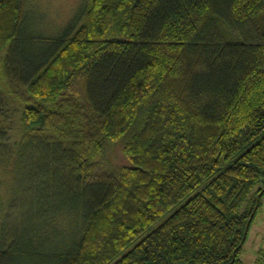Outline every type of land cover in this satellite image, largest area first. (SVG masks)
Listing matches in <instances>:
<instances>
[{
	"label": "trees",
	"instance_id": "16d2710c",
	"mask_svg": "<svg viewBox=\"0 0 264 264\" xmlns=\"http://www.w3.org/2000/svg\"><path fill=\"white\" fill-rule=\"evenodd\" d=\"M25 10L0 0V166L63 190L74 241L54 264H243L264 196V0H86L54 39L27 35Z\"/></svg>",
	"mask_w": 264,
	"mask_h": 264
},
{
	"label": "rangeland",
	"instance_id": "374dc122",
	"mask_svg": "<svg viewBox=\"0 0 264 264\" xmlns=\"http://www.w3.org/2000/svg\"><path fill=\"white\" fill-rule=\"evenodd\" d=\"M86 0H26L25 25L29 36L54 39L61 37L75 24ZM45 42L28 44V52L37 55ZM14 107V106H11ZM13 117V115H12ZM12 132L9 144L22 133L20 115L11 118ZM106 166L114 168L127 162L123 145L115 148L101 159ZM36 163V162H35ZM34 171L21 174L12 164L0 166V246L13 248L12 264H54L53 255L72 245L74 233L68 231L65 220L58 212L64 197L59 186ZM57 216L54 220L51 217ZM61 216H63L61 214ZM58 218V219H57ZM264 254V196L243 245L240 260L243 264H256Z\"/></svg>",
	"mask_w": 264,
	"mask_h": 264
}]
</instances>
